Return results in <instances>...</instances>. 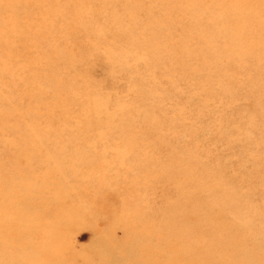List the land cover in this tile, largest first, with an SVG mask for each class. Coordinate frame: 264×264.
Segmentation results:
<instances>
[{"label": "rangeland", "instance_id": "1", "mask_svg": "<svg viewBox=\"0 0 264 264\" xmlns=\"http://www.w3.org/2000/svg\"><path fill=\"white\" fill-rule=\"evenodd\" d=\"M0 264H264V0H0Z\"/></svg>", "mask_w": 264, "mask_h": 264}]
</instances>
